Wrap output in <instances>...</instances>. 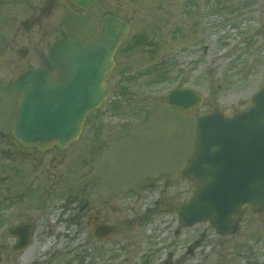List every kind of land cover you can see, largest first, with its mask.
Wrapping results in <instances>:
<instances>
[{"label":"rangeland","instance_id":"obj_1","mask_svg":"<svg viewBox=\"0 0 264 264\" xmlns=\"http://www.w3.org/2000/svg\"><path fill=\"white\" fill-rule=\"evenodd\" d=\"M103 1L90 13L64 4L31 35L20 29L15 40L9 33L7 67L0 58V79L8 84L6 91L0 86V264H21L31 245L26 264H264V212L246 210L238 231L224 236L209 222L184 226L177 215L194 190L183 172L198 117L250 107L264 80V0ZM111 12L131 30L115 54L111 93L87 115L71 147L81 154L67 165L58 188L46 167H38V174L20 167L10 131L16 108L11 87L23 71L44 64L56 39L90 36ZM25 15L20 11V21ZM24 47L28 53L19 57ZM174 87L203 95L193 115L159 102ZM76 174L83 179L74 180ZM84 186L80 202L88 207L82 211L76 197ZM64 205L65 222L54 224L60 210L52 208ZM97 210L113 227L107 240L86 224ZM18 222L33 225L34 236L14 253L7 231Z\"/></svg>","mask_w":264,"mask_h":264},{"label":"water","instance_id":"obj_2","mask_svg":"<svg viewBox=\"0 0 264 264\" xmlns=\"http://www.w3.org/2000/svg\"><path fill=\"white\" fill-rule=\"evenodd\" d=\"M91 10L100 0H70ZM99 33L92 38L69 36L49 51V62L57 71L32 70L14 84L17 108L11 131L24 145L45 149L56 142L61 147L77 140L87 115L105 102L110 93L107 82L114 69L115 51L130 26L106 16ZM122 41V42H121ZM201 93L177 87L164 93L160 102L194 114L203 102ZM194 148L185 174L195 185L191 198L179 208L183 225L210 221L219 234L236 232L244 208L264 210V81L253 97V105L233 117L220 111L198 118ZM95 235L107 239L112 227L90 217ZM17 236L13 250L26 248L32 227L20 224L10 229Z\"/></svg>","mask_w":264,"mask_h":264},{"label":"flooded vegetation","instance_id":"obj_3","mask_svg":"<svg viewBox=\"0 0 264 264\" xmlns=\"http://www.w3.org/2000/svg\"><path fill=\"white\" fill-rule=\"evenodd\" d=\"M103 1V0H102ZM104 2V1H103ZM102 2V3H103ZM68 4V0H0V58L2 61V67H7L8 65V36L9 33H13V37L16 40L20 35V29L24 34L31 35L33 33L32 28L39 24L42 18L50 16V13L57 8L63 7L64 4ZM20 11L24 12L25 18L20 21ZM11 29V31H10ZM25 29H29L26 31ZM30 39V38H29ZM34 46V45H33ZM35 48V47H34ZM38 47L35 48L37 50ZM27 50V49H26ZM31 50H33L31 48ZM20 51V48H19ZM37 56V55H36ZM44 69H50V66L46 63L42 65ZM5 77V76H4ZM0 86L5 89L8 88L7 81L0 79ZM75 143V142H74ZM74 143L69 144L66 148L59 147L56 143L50 145L45 150H39L36 146H25L21 143L16 142L18 148L15 149V154L20 155V167L21 165H27L32 174L37 173V168L46 167L45 173L48 178H51L56 186L59 188L60 183L66 178V167L68 164H73V162L78 160L81 154V150L78 147H73ZM54 170L53 172H51ZM78 170H75V173ZM44 176V175H43ZM74 180H82V175L76 174L73 178ZM83 182V181H82ZM84 184V183H83ZM52 188V187H51ZM54 188V187H53ZM83 191L77 194V207H80L82 211H85L88 207V203L83 201L86 189L81 188ZM97 217L98 222L101 221V212L97 210L94 214ZM19 223V222H18ZM87 224V220H86ZM17 225V224H16ZM14 225V226H16ZM88 225V224H87ZM12 226V227H14ZM8 228V235L10 242V248L19 243L17 236L10 233V228ZM34 234V227L32 225ZM2 248H7L8 245L2 244Z\"/></svg>","mask_w":264,"mask_h":264},{"label":"bare ground","instance_id":"obj_4","mask_svg":"<svg viewBox=\"0 0 264 264\" xmlns=\"http://www.w3.org/2000/svg\"><path fill=\"white\" fill-rule=\"evenodd\" d=\"M50 245V243H48L47 245H46V247H48ZM34 250V245L32 246H30L27 250H26V252L25 253H23L24 255H23V257H22V259H21V261H22V263L21 264H26V263H28V261H29V259H30V256H31V252ZM190 253H192L193 252V249H190Z\"/></svg>","mask_w":264,"mask_h":264}]
</instances>
